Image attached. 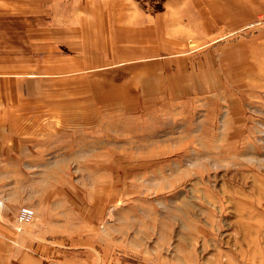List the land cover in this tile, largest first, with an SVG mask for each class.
Segmentation results:
<instances>
[{
  "label": "rangeland",
  "instance_id": "obj_1",
  "mask_svg": "<svg viewBox=\"0 0 264 264\" xmlns=\"http://www.w3.org/2000/svg\"><path fill=\"white\" fill-rule=\"evenodd\" d=\"M93 1L4 134L0 264H264V0Z\"/></svg>",
  "mask_w": 264,
  "mask_h": 264
},
{
  "label": "crops",
  "instance_id": "obj_2",
  "mask_svg": "<svg viewBox=\"0 0 264 264\" xmlns=\"http://www.w3.org/2000/svg\"><path fill=\"white\" fill-rule=\"evenodd\" d=\"M103 13L110 11L93 0H0L1 151L6 150L2 146L7 138L4 134L18 126L23 116L38 109L53 108L48 90L51 78L64 79L69 74V49H53L51 31L65 34L63 38L55 37L59 42L70 39L65 44L83 40L84 29H100L101 25L94 23L101 19L108 21V17H100Z\"/></svg>",
  "mask_w": 264,
  "mask_h": 264
},
{
  "label": "built area",
  "instance_id": "obj_3",
  "mask_svg": "<svg viewBox=\"0 0 264 264\" xmlns=\"http://www.w3.org/2000/svg\"><path fill=\"white\" fill-rule=\"evenodd\" d=\"M20 217L21 219H29L33 217V211L32 209H29L27 207H23L20 209Z\"/></svg>",
  "mask_w": 264,
  "mask_h": 264
},
{
  "label": "bare ground",
  "instance_id": "obj_4",
  "mask_svg": "<svg viewBox=\"0 0 264 264\" xmlns=\"http://www.w3.org/2000/svg\"><path fill=\"white\" fill-rule=\"evenodd\" d=\"M255 187V186H254Z\"/></svg>",
  "mask_w": 264,
  "mask_h": 264
}]
</instances>
